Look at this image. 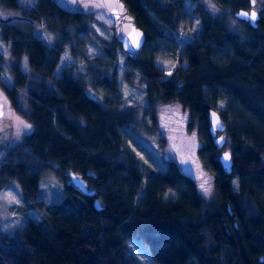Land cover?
I'll return each mask as SVG.
<instances>
[{
  "label": "trees",
  "instance_id": "1",
  "mask_svg": "<svg viewBox=\"0 0 264 264\" xmlns=\"http://www.w3.org/2000/svg\"><path fill=\"white\" fill-rule=\"evenodd\" d=\"M121 1L145 36L141 52L124 56L123 76L134 84L130 77L139 75L157 100L180 104L196 122L201 152L214 175V197L205 201L173 162L142 179L122 131L137 123V114L119 109L114 74L90 84L85 79L95 70L84 56L91 38L80 19L91 18L64 13L48 0H33L28 7L0 0L1 7L61 38L49 46L0 18V39L9 49L7 58L0 56V88L33 128L6 150L0 145V191L17 185L23 202L43 214L42 224L27 219L12 235L0 230V264H138L127 245L134 236L145 245L150 264H264V15L252 28L234 17L251 0ZM191 16L200 29L180 46L170 33L179 28L190 33ZM112 38V47L121 49ZM73 39L79 54L71 51ZM65 50L72 61L62 66ZM177 57L187 68L160 80L154 59ZM96 61L107 69L106 62ZM218 102L223 110L216 109ZM209 109L226 127L229 174L215 158ZM71 174L94 190V197L67 184ZM46 179L64 182L62 204L47 210L38 201Z\"/></svg>",
  "mask_w": 264,
  "mask_h": 264
},
{
  "label": "rangeland",
  "instance_id": "2",
  "mask_svg": "<svg viewBox=\"0 0 264 264\" xmlns=\"http://www.w3.org/2000/svg\"><path fill=\"white\" fill-rule=\"evenodd\" d=\"M211 1L204 0V3L209 4ZM251 1L254 6V8L252 6V9L260 16L264 15V0ZM19 2L23 7H28L33 3V0H19ZM192 7V5H189L188 9L191 10ZM0 18L7 20L11 25L23 27L32 36H36L47 42L49 46L57 41L58 44L61 42V38L58 40L52 31H49V36L41 25L29 22L20 13H15L1 6ZM235 19L238 20L236 17ZM85 22L87 23V27H85ZM191 22L192 29L190 33L184 31L182 28L177 29L174 39L178 45L181 46L191 42L200 29V22L197 18L191 16ZM80 23L85 27V32L89 39L91 38L90 43L84 48V56H86L87 62L91 63L90 67L93 68L92 70H95V76H86V81L90 84L94 78L103 79L109 75L113 77L114 74L116 80L115 90H117L118 98L121 101L119 109L122 111L134 110L135 114H137V123L123 128L122 131L126 139L125 148L133 154L142 179L146 180L151 175L164 171L167 163L173 162L184 175H187L195 182L199 195L205 201L212 200L214 197V175L209 166V158L203 156L201 152L203 141L198 132L196 122L191 120L188 112L180 104L176 102L163 103L157 100L151 92L150 86L140 80L139 75H132L130 77L134 84H130L127 81L123 76L125 70L123 68V60L126 54L122 49L112 47L113 33L109 29L93 19H87L86 21L85 18H81ZM246 23L249 24L248 22ZM163 33L167 36L169 35L165 29ZM75 40L73 39L71 43L69 41L70 47H72L71 51L74 54H79L77 52L78 43H75ZM7 45V43L0 39V56L3 58H7L9 54ZM101 47L103 50H101ZM68 54L69 50H65L62 66H67L71 63L72 60L68 58ZM110 54L115 58V61L109 56ZM97 59L106 62L107 69L100 66L98 61H96ZM153 63L162 74L159 77L160 80L169 79L176 68L183 70L187 68L186 64L178 61V57L167 60L154 59ZM21 70L23 73L28 72L24 63L21 65ZM79 72L84 73L85 70L79 67ZM1 78L4 82H9L5 71H2ZM148 89L151 102L146 98V90ZM85 93L90 96L89 92L86 91ZM91 96L99 101L103 99L100 95L94 93H91ZM0 107V145L6 150L9 145L19 143L24 135L32 132L33 128L12 109L9 98L1 88ZM224 108L225 104L218 102L216 109L223 110ZM218 135L215 134L214 137ZM222 136L225 140L227 139L225 133ZM217 150L219 152L215 155V158L218 162L219 156L223 151L230 152L226 144H224L221 150ZM66 183L71 184L70 179ZM237 184V179L234 177L232 179V188L235 191L238 190ZM63 187L64 182L61 183L58 180L46 179L41 181L38 201L43 204V209L47 210L53 205L62 204ZM169 195L171 194L167 196ZM172 196L174 197V195ZM42 215L39 211L23 202L17 185L12 184L0 191L1 231L12 235L15 230L23 226L27 219H32L34 222L42 224ZM127 245L130 253L137 258L138 264L151 263L147 249L138 236L129 238Z\"/></svg>",
  "mask_w": 264,
  "mask_h": 264
},
{
  "label": "water",
  "instance_id": "3",
  "mask_svg": "<svg viewBox=\"0 0 264 264\" xmlns=\"http://www.w3.org/2000/svg\"><path fill=\"white\" fill-rule=\"evenodd\" d=\"M57 9L68 14H82L97 23L105 26L112 33L122 51L128 56L142 51L145 44V36L141 29L136 27L133 17L130 15L126 5L121 0H48ZM253 2H251V7ZM247 14V15H243ZM255 14V19H253ZM234 16L238 20L247 21L252 28L257 27L259 14L254 10H238ZM1 109V107H0ZM208 130L211 135L219 134L213 139L216 148L221 150L225 144L222 134L225 132V125L219 113L214 109L207 111ZM229 159L225 160V155ZM219 163L226 173L232 170V158L229 151H223L219 156ZM73 187L83 195L94 197L95 191L89 190L83 180L73 174L69 175ZM94 207L99 211L101 207L98 199L94 200Z\"/></svg>",
  "mask_w": 264,
  "mask_h": 264
},
{
  "label": "snow or ice",
  "instance_id": "4",
  "mask_svg": "<svg viewBox=\"0 0 264 264\" xmlns=\"http://www.w3.org/2000/svg\"><path fill=\"white\" fill-rule=\"evenodd\" d=\"M243 15H247V14H243ZM253 19H255V14H253ZM229 159V157L227 156V154L225 155V160Z\"/></svg>",
  "mask_w": 264,
  "mask_h": 264
},
{
  "label": "flooded vegetation",
  "instance_id": "5",
  "mask_svg": "<svg viewBox=\"0 0 264 264\" xmlns=\"http://www.w3.org/2000/svg\"><path fill=\"white\" fill-rule=\"evenodd\" d=\"M253 8H254V6H253ZM251 8H249L248 10H250ZM215 135H211V137H213L212 139H214L215 137H214Z\"/></svg>",
  "mask_w": 264,
  "mask_h": 264
},
{
  "label": "built area",
  "instance_id": "6",
  "mask_svg": "<svg viewBox=\"0 0 264 264\" xmlns=\"http://www.w3.org/2000/svg\"><path fill=\"white\" fill-rule=\"evenodd\" d=\"M170 34H172L173 36L175 35V32L174 31H171V33Z\"/></svg>",
  "mask_w": 264,
  "mask_h": 264
},
{
  "label": "bare ground",
  "instance_id": "7",
  "mask_svg": "<svg viewBox=\"0 0 264 264\" xmlns=\"http://www.w3.org/2000/svg\"><path fill=\"white\" fill-rule=\"evenodd\" d=\"M247 22V21H246Z\"/></svg>",
  "mask_w": 264,
  "mask_h": 264
}]
</instances>
